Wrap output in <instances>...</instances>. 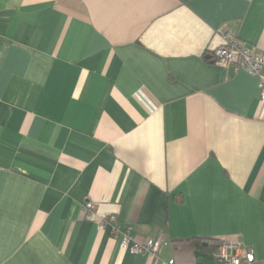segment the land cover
Returning a JSON list of instances; mask_svg holds the SVG:
<instances>
[{
	"label": "crops",
	"instance_id": "obj_1",
	"mask_svg": "<svg viewBox=\"0 0 264 264\" xmlns=\"http://www.w3.org/2000/svg\"><path fill=\"white\" fill-rule=\"evenodd\" d=\"M225 32L264 51V0H0V264H152L127 228L157 264H261L264 100Z\"/></svg>",
	"mask_w": 264,
	"mask_h": 264
},
{
	"label": "built area",
	"instance_id": "obj_2",
	"mask_svg": "<svg viewBox=\"0 0 264 264\" xmlns=\"http://www.w3.org/2000/svg\"><path fill=\"white\" fill-rule=\"evenodd\" d=\"M210 55L214 62L222 67H232L243 69L249 74L258 77L259 98L264 100V51H255L247 47L237 36L225 32L223 42L214 47ZM84 215L88 219L95 218V205L93 202H86L84 205ZM110 218L104 217L98 220L100 225H104ZM118 229L115 228L116 232ZM164 243V237H149L142 241L133 238L130 228L122 232L121 247L132 253H148L152 258V264L159 261V251ZM215 264H253L256 261L254 251L242 246L235 240H223L213 252ZM166 264H175L173 259H169ZM264 264V258L261 260Z\"/></svg>",
	"mask_w": 264,
	"mask_h": 264
},
{
	"label": "trees",
	"instance_id": "obj_3",
	"mask_svg": "<svg viewBox=\"0 0 264 264\" xmlns=\"http://www.w3.org/2000/svg\"><path fill=\"white\" fill-rule=\"evenodd\" d=\"M197 241L198 240H195V239L192 240V242L195 244H197ZM204 242L207 243V247L203 246L202 248L206 249L208 251H211V252H214L217 249L218 245L221 243V241L217 240V239H208V240H205ZM201 243H202V241H199L198 245Z\"/></svg>",
	"mask_w": 264,
	"mask_h": 264
}]
</instances>
